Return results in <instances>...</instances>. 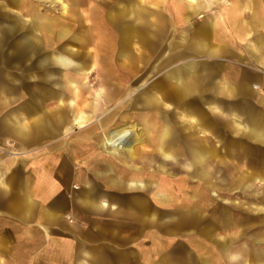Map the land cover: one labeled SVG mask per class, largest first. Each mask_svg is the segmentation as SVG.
Returning <instances> with one entry per match:
<instances>
[{
    "label": "rangeland",
    "instance_id": "1",
    "mask_svg": "<svg viewBox=\"0 0 264 264\" xmlns=\"http://www.w3.org/2000/svg\"><path fill=\"white\" fill-rule=\"evenodd\" d=\"M23 1V10L32 15L24 14L20 22L1 21L2 24L17 23L21 28L17 31L13 25L10 31L3 33V43H7L0 50V56L10 55L12 43L20 33H30L31 40L47 51L67 46L83 52L87 58L86 74L78 75L81 87L75 109L91 115L84 122L85 126L74 123L68 130L60 127L56 132H44L37 138L33 134L34 140L27 148L15 141H5L3 151L11 153L21 163L28 161L37 203L50 199L54 211H64L62 220L51 218V237L52 234L68 235L59 223L66 228L68 224L81 222L71 210H65L67 205H73L82 215L79 207L82 203L78 202L81 190L92 186L94 192L102 195L93 199L106 200L116 208L103 212L90 210L97 224L112 229L113 233L109 231L106 238H100L108 244H76L72 251H66L67 247L60 251L54 238H51L53 247L46 248L42 227L27 221L16 223L9 214L3 213L0 264H77L80 257H86L93 264H146L142 252L152 245V240L148 236L150 222L144 220L147 216L145 206L174 210L179 212L180 219L181 212L190 213L185 217L188 228L160 241L162 244L154 254L155 259L163 252L169 256L171 264H205L200 260L202 252L216 255L211 264H264V261L246 257L251 251L260 254L264 251V143L248 136L251 116L264 121V58H261L262 50L256 48L264 39V24L253 17H264V0H129L125 3L120 0H66L65 12L57 0ZM1 2L0 12L12 14V5ZM123 6H128V10L119 13ZM35 12L48 15L40 20L52 21L50 26L31 27ZM215 20L218 30L202 34L200 26ZM121 23L135 29L128 34L129 42L124 46L119 39ZM106 34L114 38L110 57L98 47ZM197 42L221 44L224 50L211 53L206 50L207 46L198 48ZM83 56L74 62L81 64ZM187 61L203 65L197 70L199 87L187 96V100L196 112L195 119L204 114L207 122L205 134L195 129L192 135L212 150L205 165H196V171L206 179L187 175L184 156L177 151L173 162H179L176 165L179 169L167 164L162 171H155L158 162H150L149 158L155 151L161 120L143 107L132 106V98H129L152 81H157L172 95L175 86L172 80L165 78V73ZM107 62L112 67H106L104 63ZM27 65V60L0 62V80L6 83L0 82V108L16 109L27 99L32 87ZM52 67L62 73L72 72V68L64 69L58 64ZM15 78L25 86L19 94L15 90ZM118 81L128 86L125 92L121 97L111 96L104 101L102 94L112 91V83ZM65 91L66 98L74 94L69 87ZM56 105L54 100L44 101L43 108L48 113H42L51 117ZM121 105L112 122L104 127L97 124L99 117ZM169 110L175 111L176 107L171 105ZM68 114L73 123L72 112ZM33 118L32 114L27 120ZM234 120L240 124L238 130ZM192 122L195 124L197 120ZM124 124H133L142 137L132 159L113 156L101 145L105 131ZM173 124L184 132L182 119L173 118ZM179 143L181 140L173 145ZM77 148L83 155L75 159ZM86 158L96 165L87 164ZM80 169L83 176H89L88 180L78 178ZM137 177L148 185L134 189L126 183L122 186L114 183L116 179L127 181ZM156 183L163 191V205L155 201L159 198L153 193ZM47 188H50V195L43 197L42 189ZM177 213L172 214L176 216ZM203 226L209 229L210 239L203 237ZM157 231L164 232V228L160 226ZM191 237H199L200 246L187 240ZM97 248L99 251L94 252ZM242 255L246 259L240 260Z\"/></svg>",
    "mask_w": 264,
    "mask_h": 264
},
{
    "label": "crops",
    "instance_id": "2",
    "mask_svg": "<svg viewBox=\"0 0 264 264\" xmlns=\"http://www.w3.org/2000/svg\"><path fill=\"white\" fill-rule=\"evenodd\" d=\"M2 1L5 2L1 3L2 5H12L10 7L12 14L7 11L0 12V50H2L4 43H7V41L3 43V33L6 31H10L13 25L14 27H16L17 31H20L21 28L17 25V23L2 24L1 21L3 19H6L9 21L12 20L20 22L21 20H23L24 14H31L30 11L23 10V0ZM57 1H59L62 5V12H65L67 10L65 4L66 0ZM128 1L129 0H120L119 2L125 3ZM223 9L225 8L223 7ZM127 10L128 6H123L122 9L119 10V13ZM17 11H20L21 15H17ZM47 16L48 15L35 12V16L33 18L34 21L31 27H34V25H36L37 28H42L46 25L50 26L52 21H49L47 18L46 19L48 21L42 22V20H40V18H45ZM253 17L258 20L261 24H264V17ZM233 22H236V20L234 19ZM31 27L30 29H32ZM119 27L121 30V37H119L120 42L123 46L128 45L129 41L127 36L128 34L131 35L135 29H133L130 24L126 23H121ZM200 29L202 34L209 33L211 30L217 31L218 22L216 20L211 23L209 22V24L200 26ZM113 41L114 38L109 36V34H106V36H104L103 38L101 37L100 42L98 44V47L103 48L104 54H107L108 57H110L112 53ZM197 46L198 48L202 49H205V47L207 46L206 50H210L211 53H218L224 50V48L221 47V44L208 45L206 42H197ZM256 48L262 50L261 58H264V39L259 41V44H257ZM70 49V47L62 46L57 50L47 51L44 48L39 47L35 42L31 40L30 33H20L18 38L15 39V41L12 43L10 55L8 57L0 56L1 63L13 61L17 63L27 60V74L32 81L31 90L24 103L20 102V104L17 105L16 109L0 108V220L2 218L1 215L4 213L9 214V217L12 218V221L16 220V223H18L17 221H27L32 225L37 224L39 228L42 227L43 229L44 245L46 246V248L53 247V241H51V238H54L56 240V243L59 245L60 251H62L63 247H67L66 251H72L73 247L76 244H108L106 241L100 240V238L101 236L106 238L109 234V231L112 232V229L110 230L109 228H107V226H103L99 223L97 224L91 218L92 212L90 210L95 209L96 212H103L106 211V209L108 208L115 209L116 207L112 204H109L106 200H100L98 198L93 199L96 197L100 198V196L102 195H100L98 191H95V193L94 189H92V186L87 190H81L80 194L78 195V202L82 203L79 204V207L82 210V215L76 212L73 205H67L65 209L69 211L71 210L76 216V220L78 219L81 222L72 225L68 224L66 228H63L61 223H59L60 228L65 229L68 235L55 236L52 234L51 237L50 233L53 229L50 223L51 218L56 217L62 220L64 216V211H54V209H52V207L54 206H52L50 199L44 200L43 203H37L35 201V193L33 188L34 181L29 176L28 161L25 163L19 162V160L13 157L11 153L3 151L2 144L5 141H9L10 143L15 141L16 143L18 142L22 144V146H26L25 148H27L29 146L28 144L30 143V141L34 140V138H32L33 134L34 137L37 138L38 136L41 137L44 132H56L60 127L65 128V130H68L74 123H78L79 126H85L84 122L90 119L91 114H84L82 110L80 111L78 107V110H76L75 106L77 104L76 97L79 95L78 88L81 87L78 83V75L86 74V69H84L83 67L87 65V58L83 56L82 54L84 53L80 52L78 49H71V51ZM56 55L68 56L73 61V63L75 59L83 56V62L81 64L74 63L71 66L66 67L55 60ZM52 64H58L64 69L72 68V72L65 71L62 73L54 69L52 67ZM104 64L106 65V67H112L109 62ZM202 66L203 65L196 63L195 61H187L181 66L173 67L167 73H165V78L172 80L173 85L175 86L173 91L174 93L172 95H169L157 81H152L140 93L129 97L130 99L132 98V106L143 107L146 109V112H152L153 116H156V118L159 117V120H161L160 131L156 135L157 144L155 146V151L154 153H151L149 158L150 162L151 160L158 162V165L156 166L155 170L156 172L162 171L164 166H166L167 164L172 169H179L178 166H176L179 165V162H173L176 159L175 151H177L178 153L184 156L183 166L187 175L197 179H206V177L202 176L201 172L196 171V165H205L207 163L208 157L212 153V150L208 146L203 144L201 140L193 138L192 135L195 129L205 134L207 130V122L204 114H199V118L195 119L194 116L196 112L193 111V108L191 107V102L187 100V96L191 92L196 91V89L199 87L197 85V70ZM14 81L16 84V93H18L20 89L25 88L24 83L19 78H15ZM0 82L1 84H6L3 80H0ZM112 84L114 85L112 90L113 92L109 90V92L106 91L104 94H102L104 101H108L109 99H111V96L121 97L128 87L125 86L124 82L120 81H118V83L113 82ZM67 87H69L71 90H74V94L71 98L65 97V90ZM102 95L101 93H98L99 97H102ZM0 97H2V95H0ZM6 97H8V99L11 98V96ZM50 100L56 101L57 105L51 111L52 116L48 117L47 115L42 113L47 111V109L43 108V102ZM7 104H9V102ZM122 105L119 106V108L113 109L112 111H110V113L99 117L96 121L97 124L100 127H104L108 123L112 122L114 116L117 115L120 109L122 108ZM171 105H174L176 107L175 111L169 110ZM214 107H217V105H214ZM68 112H72L71 115L73 116L72 119L74 120L73 123H70ZM32 114L34 115L33 120L28 121V116ZM173 118L182 119L183 128L181 129L186 133L181 132L179 129L176 128V126L173 124ZM194 120H197L195 124H193L192 122ZM249 121L250 122L248 126V136L253 137L257 141L260 140V142L264 143V121H262L259 117L254 116H251ZM233 123L237 125L235 129L238 130L240 124L237 123L235 120L233 121ZM145 124L147 126L149 123L146 122ZM98 125L92 126L94 127ZM126 126H131L135 132V135L137 136V139L135 140L133 145L134 147L132 152L125 147L115 148L114 146L108 144L106 141V138L115 129L123 128ZM244 127L247 126L244 125ZM179 140H181V143H179L180 145L178 144L174 146L173 144L175 142H178ZM141 141L142 137L137 133L135 126L133 124H124L113 126L109 130L105 131L101 140V145L103 146V148L106 149L107 152H109L113 156H120L132 159L136 153V144ZM74 154L76 155H74V158L76 157L75 159H78V157L83 155L81 149L78 148L75 150ZM86 161L89 165H96V163L92 162V159L90 158H86ZM79 165L81 168V164ZM78 173V178H80L82 181L89 179V176H83L81 169L78 171ZM114 183L115 185L120 186L125 185L126 183L128 187L134 189L145 188L148 185L146 182H144V180L138 177L130 178L127 181L116 179ZM162 192L163 191L161 190V188L159 189V185L156 183L153 193H157L156 195L159 196L158 200L155 198V201L158 202L160 205H163ZM42 194L43 197L50 195V188L42 189ZM64 207L65 205H62V208ZM148 208L149 207L146 206L144 208L145 213L147 215L144 216V220L149 221L151 225V231L148 233V236L152 240V245L150 247L144 248V251L142 252V259L145 261L146 264H171L168 258L169 256L163 255V252L161 256L157 259H155L154 254L158 251L159 245L162 244L160 243V241L162 242L163 239L168 238L167 236L180 234L181 231H184L188 228L189 223L185 220V217H188V214L190 213L181 212L180 219L178 217L179 212L177 213L174 210H169L168 208L162 207H156L152 209ZM172 213L177 214L175 216ZM96 221L99 222V220ZM180 224L183 227L180 228ZM160 226L164 228V232L158 233L157 230ZM203 227V237L205 239H210V237H208L210 236L209 229L206 228V230L205 226ZM207 227L209 228V226ZM46 233H48L49 235L48 238L46 237ZM187 240H189L191 244L197 243L199 246L200 243H202L199 240V237L196 239H194V237H191ZM251 241H254V239H251ZM149 250H151V252ZM98 251L99 248L94 249V252ZM81 252H83V248ZM200 254L202 256H200V260L203 261L205 264H211V261H215L216 255L214 256L202 252H200ZM246 257H253L258 262H262L264 261V251H262L261 254L251 251L250 254L246 255ZM246 257L244 258L242 255V258L240 260H244L246 259ZM77 264H93V262H89L86 257H80L79 262Z\"/></svg>",
    "mask_w": 264,
    "mask_h": 264
},
{
    "label": "bare ground",
    "instance_id": "3",
    "mask_svg": "<svg viewBox=\"0 0 264 264\" xmlns=\"http://www.w3.org/2000/svg\"><path fill=\"white\" fill-rule=\"evenodd\" d=\"M1 2V1H0ZM2 3V2H1ZM17 15H21L20 11H17ZM69 49V48H68ZM67 49V50H68ZM71 51V49H70ZM55 60L63 66H71L73 61L64 55H56ZM80 68V67H79ZM84 68V67H83ZM137 136L135 135L134 130L131 126H126L123 128L115 129L107 138L106 141L108 144L114 146L115 148L125 147L132 152L133 144ZM120 150V149H119ZM207 155V154H206ZM198 156V155H197ZM203 157V156H202ZM196 158V157H195ZM203 159V158H202ZM199 174V173H197ZM196 203H194L195 205ZM246 254V253H245ZM248 254V253H247ZM249 258V257H248Z\"/></svg>",
    "mask_w": 264,
    "mask_h": 264
}]
</instances>
